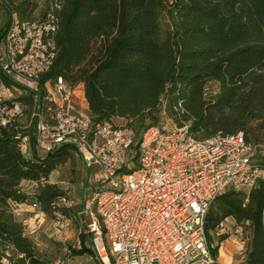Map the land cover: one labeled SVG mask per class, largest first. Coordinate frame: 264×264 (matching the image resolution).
Here are the masks:
<instances>
[{
  "label": "trees",
  "instance_id": "1",
  "mask_svg": "<svg viewBox=\"0 0 264 264\" xmlns=\"http://www.w3.org/2000/svg\"><path fill=\"white\" fill-rule=\"evenodd\" d=\"M0 3L21 19L33 18L38 8L36 0ZM58 19L57 55L40 84L62 78L71 88L82 85L95 122L122 119L139 135L161 120L164 105L177 127L190 123L200 139L240 130L259 139L264 132V0H64ZM5 30L0 27V39ZM212 83L217 89L209 97ZM75 155L62 145L27 157L16 131L0 136V247L13 251L5 254L11 264H54L38 253L14 210L37 204L51 220L69 215L61 203L68 194L49 176ZM24 183L38 186L31 197ZM228 218L249 223L245 264H264L263 181L248 193L218 196L206 231ZM85 254L91 249L83 244L70 257Z\"/></svg>",
  "mask_w": 264,
  "mask_h": 264
},
{
  "label": "built area",
  "instance_id": "2",
  "mask_svg": "<svg viewBox=\"0 0 264 264\" xmlns=\"http://www.w3.org/2000/svg\"><path fill=\"white\" fill-rule=\"evenodd\" d=\"M34 17L7 14L0 3V136L16 131L25 156L70 145L92 183L76 213L58 214L54 228L76 226L72 250L85 244L86 258L100 264H217L213 249L234 236L246 249V229L230 218L206 231L208 212L226 191L248 193L264 182V132L259 139L240 130L200 139L191 124L177 127L166 115L139 135L126 124L95 122L62 79L40 84L57 47L58 12L64 0H36ZM71 209L74 202L63 198ZM25 205V204H22ZM39 209L37 204L29 205ZM82 236H85L83 242ZM60 258L54 264H66Z\"/></svg>",
  "mask_w": 264,
  "mask_h": 264
},
{
  "label": "rangeland",
  "instance_id": "3",
  "mask_svg": "<svg viewBox=\"0 0 264 264\" xmlns=\"http://www.w3.org/2000/svg\"><path fill=\"white\" fill-rule=\"evenodd\" d=\"M162 20L164 27H167L169 19L166 16H163ZM6 22L7 18L4 19L3 26H5ZM216 89L217 87L214 83L210 84L207 88L208 96H212ZM77 93L81 94V88L77 89ZM163 117L162 120H166L168 115ZM113 124L124 125L126 124V121L115 119ZM258 135L261 138L263 132L259 131ZM39 155L42 156L43 154ZM87 176V171L83 165L82 159L77 154L66 165L53 171L49 176V182L60 186L74 202L73 207L70 209L71 213H76L81 209L80 204L83 200L82 194H84L85 197L88 195L92 183L88 180ZM23 187L24 192L30 197L38 188V186L33 183H24ZM29 205L30 204L15 206L14 212L16 219L25 227L26 234L35 242L38 253L45 257H50L53 260L64 258L66 256L67 248L72 245L73 241L62 239L60 236H63L64 233H60L54 228L55 222L41 213L39 209H33ZM231 219L233 218H230V220ZM211 233L212 232H209V237L213 235ZM5 254L11 256L13 255V251L10 248L4 250L0 247V259L2 264H11ZM67 259L69 258H66V260ZM83 259L84 260L79 261L78 264H100V262L95 259Z\"/></svg>",
  "mask_w": 264,
  "mask_h": 264
},
{
  "label": "crops",
  "instance_id": "4",
  "mask_svg": "<svg viewBox=\"0 0 264 264\" xmlns=\"http://www.w3.org/2000/svg\"><path fill=\"white\" fill-rule=\"evenodd\" d=\"M78 88H81V94L77 93ZM76 99L88 111V106H87V102L84 96L82 85H79L78 87H76ZM84 198H85V195L82 194V199ZM82 203H83V200L81 201L80 208L83 205ZM17 206H21V205H17ZM229 222H231V220H229ZM75 231H76V226L74 225L71 231L65 232L63 236H60V237L64 240L67 239V240L73 241L75 237ZM210 240L215 241L213 239V235L210 236ZM217 247H218L217 255H216L217 264H245L246 255H243V252H242L243 248L240 245V243L235 239L234 236L232 235L224 236L222 239L218 241ZM48 258L51 259L50 257ZM83 258L87 259L86 255L73 256V257L71 256L69 257V259L66 260V264H78L79 261L84 260ZM58 259H55V260L51 259V260L55 262Z\"/></svg>",
  "mask_w": 264,
  "mask_h": 264
}]
</instances>
